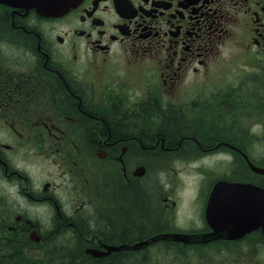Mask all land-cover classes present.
<instances>
[{
    "label": "flooded vegetation",
    "instance_id": "obj_1",
    "mask_svg": "<svg viewBox=\"0 0 264 264\" xmlns=\"http://www.w3.org/2000/svg\"><path fill=\"white\" fill-rule=\"evenodd\" d=\"M263 116L264 0H83L56 18L0 6V264H56L62 234L100 252L137 242L123 235L140 195L149 221L176 204L155 170L172 155L245 161ZM205 209L182 232L209 231Z\"/></svg>",
    "mask_w": 264,
    "mask_h": 264
},
{
    "label": "rangeland",
    "instance_id": "obj_2",
    "mask_svg": "<svg viewBox=\"0 0 264 264\" xmlns=\"http://www.w3.org/2000/svg\"><path fill=\"white\" fill-rule=\"evenodd\" d=\"M259 115V111L256 112V116L259 117ZM260 125H264V116L261 120L256 122V125L252 124L251 127L254 130H252V132L256 133ZM258 135L259 134H257V136H250L251 147L247 155L251 160L253 159L252 162L255 165L260 166L264 164V137L260 139ZM170 158L171 160L167 170H163L164 172L162 173L161 170L156 169L155 172L160 173L159 177L161 178L170 179L171 186L168 197L176 202V204L173 205L171 202L170 208L164 213L163 209L161 210L158 206V203H154V209L156 211H154L153 219L146 222L144 226L139 227L144 224L143 222L147 221V219L144 213L138 215L137 228L134 232L141 229L142 231L149 232V236H151L158 227L170 230L174 229V232L184 229L200 228L204 226L202 212L205 209V203L209 196V188L216 181L232 178L241 180L242 182H247L251 179L258 182V178H253V173L242 174L240 171L241 163L235 161V164H231L229 157L225 155L214 154L203 156L201 153H196L191 155V159L189 157V160L184 162H180L177 157L173 155ZM95 170L98 171V169ZM157 173L155 177H158ZM94 208L95 207L91 208L92 212ZM146 227H150V230H146ZM89 231L92 235L101 231L100 218ZM60 238L62 242L58 249H63V253L68 250L69 252L78 250L77 241L75 239L72 240V235L67 237V235L62 234ZM70 239L72 241H70ZM253 239L255 240L252 243L255 251L252 253L251 257L249 255L250 249H244L240 252L234 246H228V249L225 251L212 248L214 247L212 246L210 254L216 262L224 259L231 264H264V245L259 244L255 237H253ZM83 247L85 253V246L83 245ZM149 249H151L149 251H151L152 258L155 259V256L161 258L160 251L162 250H158V253H155L152 251V249H154L153 247ZM165 261H167V259L161 258L162 264H165ZM58 262L56 264H58Z\"/></svg>",
    "mask_w": 264,
    "mask_h": 264
},
{
    "label": "water",
    "instance_id": "obj_3",
    "mask_svg": "<svg viewBox=\"0 0 264 264\" xmlns=\"http://www.w3.org/2000/svg\"><path fill=\"white\" fill-rule=\"evenodd\" d=\"M82 0H0L15 8L35 9L44 17H57L66 13ZM250 168L264 175V168L256 167L247 158ZM143 169H139L142 175ZM207 220L213 232L206 235H188L181 233L166 234L150 239L134 246H122L112 249H141L159 239H169L175 242L207 243L212 240H238L252 231L261 229L264 235V188L253 184L238 182H218L209 198L206 210ZM100 256L96 252H91Z\"/></svg>",
    "mask_w": 264,
    "mask_h": 264
},
{
    "label": "trees",
    "instance_id": "obj_4",
    "mask_svg": "<svg viewBox=\"0 0 264 264\" xmlns=\"http://www.w3.org/2000/svg\"><path fill=\"white\" fill-rule=\"evenodd\" d=\"M16 18H18L16 16ZM11 22V15L9 13L5 14L2 17V27L6 28L10 26ZM178 135L180 136L183 132V128H180L178 125ZM241 163V169L240 171L242 174L246 173H252L250 168L248 167L246 161L243 160H237ZM253 161V159H252ZM264 165V164H262ZM247 171V172H246ZM253 178H258V182L262 185L264 184V176H254ZM251 176V177H252ZM234 177V176H233ZM260 179V180H259ZM149 205H147V202L144 199V196H139V211L143 214L145 213V216H148L147 208ZM147 219V218H146ZM147 221H144L142 225L139 227H142L145 225ZM158 227V226H156ZM146 230H150V227H146ZM163 230L162 227H158L154 234H157ZM84 235V234H83ZM149 232L142 231L141 229L134 233H127L124 234L123 237L129 238L131 241L134 242V237L137 238V240L141 239H147L149 236ZM150 237V236H149ZM253 237L258 240L257 242L259 244L264 245V237L261 233L253 234L252 236L247 237L244 241H238L233 243H219L216 244L215 249H219L220 251H225L228 249V246H234L238 251L242 252L244 249H250L249 255L252 256V253L255 251L253 242L255 241ZM74 239L77 241L78 250L77 251H66L63 253V249H58V264H162L161 258L167 259L165 261V264H231L227 260L224 259L221 261L216 262L212 255L210 254L211 248L210 246L202 247V246H182L181 244L173 243V242H159L153 246L155 253H158V250L161 253V258L155 256V259L151 256V249L146 248L144 250L136 251V252H127L123 251L117 254H113L111 256L105 257V258H93L91 256H88L84 253V247H83V240H82V233L81 234H75ZM61 241V239H60ZM83 250V252H82ZM69 252V253H68ZM242 264V263H241ZM263 264V263H261Z\"/></svg>",
    "mask_w": 264,
    "mask_h": 264
}]
</instances>
